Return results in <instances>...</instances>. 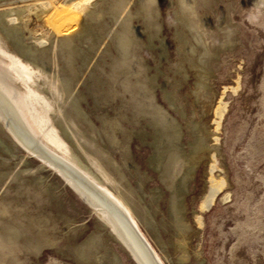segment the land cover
<instances>
[{
  "label": "rangeland",
  "instance_id": "rangeland-1",
  "mask_svg": "<svg viewBox=\"0 0 264 264\" xmlns=\"http://www.w3.org/2000/svg\"><path fill=\"white\" fill-rule=\"evenodd\" d=\"M42 1H50L53 12L66 0H5L0 9ZM74 1H83L90 14L79 8L69 25L76 47L72 69L59 57L48 70L73 77L68 89L79 126L95 134L125 174L132 211L163 264H264V0H196L192 23L202 27L213 53L205 60L178 0H156L150 24L140 0H130V65L120 62L116 39L127 13L120 15L115 0ZM30 29L37 37L56 35L47 16L29 24L26 38ZM160 114L178 129L175 148L156 120ZM51 119L89 164L55 114ZM171 148L189 173L175 190L165 172ZM42 163L0 118V202L10 212L0 214V233L16 218L27 228L16 237L17 256H6V264H138L58 171H37ZM217 178L226 183L203 209ZM41 236L58 242L37 250ZM88 244L91 258L85 261L79 253Z\"/></svg>",
  "mask_w": 264,
  "mask_h": 264
},
{
  "label": "bare ground",
  "instance_id": "bare-ground-1",
  "mask_svg": "<svg viewBox=\"0 0 264 264\" xmlns=\"http://www.w3.org/2000/svg\"><path fill=\"white\" fill-rule=\"evenodd\" d=\"M140 2L150 24L153 18L152 8L156 0H140ZM65 4L64 7H60L53 12L49 10L52 6L50 1L8 5L0 9V118L6 121L10 131L24 146H29L26 135L29 133V128L32 129V124L37 130V134H35L38 138L40 136L51 147L50 149L60 154L97 182L104 191L111 195L130 214L143 232L139 220L132 211V208L135 209L136 205L133 193L126 184L127 179L125 174L120 170L115 159L102 148L95 134H88L81 129L79 121H77L76 115L73 113L77 108L68 89L73 77L68 74L66 78H59V76L52 74L48 70L49 67L59 60V57L64 59L65 64L72 69L71 58L73 53L76 52V47L74 38L69 32V25L75 12L79 8H83L85 11V8L83 1L75 3L74 0H66ZM178 4L182 19L187 24L190 22L188 24L189 27L196 31L194 38L197 40V43L199 42L204 46H202L204 48L202 52L204 57L201 56L203 57L201 59L205 60V57H210L213 53L207 48V44L204 41L205 37L201 36L202 33L199 30L202 27H200L196 19L197 23H192L193 17L196 14V0H178ZM114 6L115 8L120 7V15L127 13L122 20L121 30L117 33L116 39L121 55L120 62L130 65L129 55H132V46L134 44V30L130 25V0H115ZM63 11H65V15L62 17L60 15ZM85 12L86 16L90 14L89 11ZM45 16L48 17L52 25V32L56 34L55 38L50 37L46 32H42V35L37 37L31 29L29 31L30 37L26 38L24 32L25 29L29 28V24L34 22L35 26H37V19L39 22L40 18ZM66 27L68 32L63 37L58 36V33ZM7 40L13 44V49L9 47ZM73 72L75 71L72 70ZM41 81H43L42 84L40 83ZM17 84H20L23 94L17 91ZM51 113L55 114V119L62 124L66 136L73 139L76 147L81 150L83 157L89 164L73 152L72 148L60 134L57 126L53 123ZM156 120L165 130L166 140L170 143V146L175 148L174 141L178 138V129L174 125L173 120L163 114H160ZM167 156L168 160L165 163L166 178L170 179L169 186L172 190H175L176 181L178 179H185L189 175L186 171L187 164H185L180 153L173 150V148L170 149ZM49 167L58 171L80 193L82 198L94 208L101 222L114 232L115 237L121 244L125 245L138 264H143L135 254L128 241L129 239L119 229L114 220L105 211L90 203L91 201L83 195L69 177L44 159L43 163L37 166V171ZM34 171H36V168L31 169L29 173ZM12 177L13 179L16 178V173ZM42 179V177L37 176V180L41 181ZM215 180L219 181L215 184L213 183L214 185L203 205V209L214 201L218 191L223 189L226 183H224V180L221 181L218 178L213 181ZM175 203L173 199L172 204L174 208H176ZM0 204V214L10 215L8 203L0 202ZM14 220L17 222L6 225L7 233H0V264H6V256L16 253L19 247L16 237L21 232L20 230L24 228L27 231L26 226H21L23 224L22 220L19 218ZM199 222L202 224L201 221ZM49 237L43 236L41 240L39 239L36 242L35 247L37 250L57 244L58 238H55L56 236H53L54 238ZM94 243L96 242L93 241V245ZM90 247L88 244L80 249L79 254L85 261L91 258ZM13 264H20L19 259Z\"/></svg>",
  "mask_w": 264,
  "mask_h": 264
},
{
  "label": "water",
  "instance_id": "water-1",
  "mask_svg": "<svg viewBox=\"0 0 264 264\" xmlns=\"http://www.w3.org/2000/svg\"><path fill=\"white\" fill-rule=\"evenodd\" d=\"M5 0H0V4ZM26 135L29 149L45 161L58 168L64 175L69 177L80 189L90 203L105 211L114 220L119 229L129 239L135 254L143 264H163L153 245L135 223L130 214L109 195L100 185L86 175L78 167L70 163L60 154L47 147L29 128Z\"/></svg>",
  "mask_w": 264,
  "mask_h": 264
}]
</instances>
